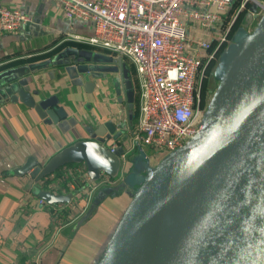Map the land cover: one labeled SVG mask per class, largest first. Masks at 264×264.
<instances>
[{
	"label": "water",
	"instance_id": "95a60500",
	"mask_svg": "<svg viewBox=\"0 0 264 264\" xmlns=\"http://www.w3.org/2000/svg\"><path fill=\"white\" fill-rule=\"evenodd\" d=\"M260 6L261 0H253L244 25L237 27L232 40L222 50L208 78L209 92L200 130L182 147L158 152L137 143L132 154L123 160V150H111L102 136L83 138L60 147L43 164L30 156L14 169L15 174L30 173L38 183L67 164L82 163L92 181H98L102 172L115 180L98 186L87 209L70 223L72 235L60 256L74 234L85 225L90 227V221L105 215L104 210L119 207L89 264H129L137 241L162 197L218 147L246 110L259 100L214 183L203 196L192 223L163 264H264V14L253 29L248 28ZM66 50L67 56L61 59L63 54H60L50 62L64 64L75 84H83L81 75L98 78L112 70L122 73L132 120L134 84L121 58L112 66L108 63L111 58L100 52L83 48ZM34 69L32 64L2 70L0 103L7 99L21 102L33 108L45 123L64 128L69 114L60 105L58 95L40 98L39 91L30 88L27 75ZM84 84L90 92L95 88L92 80ZM117 92L122 102L121 90L118 88ZM37 193L49 204L67 203L71 198V193L53 194L43 189Z\"/></svg>",
	"mask_w": 264,
	"mask_h": 264
},
{
	"label": "crops",
	"instance_id": "0c3cea01",
	"mask_svg": "<svg viewBox=\"0 0 264 264\" xmlns=\"http://www.w3.org/2000/svg\"><path fill=\"white\" fill-rule=\"evenodd\" d=\"M0 5L17 6L33 18L19 32L0 34V72L33 64L35 69L27 75L30 88L38 90L40 98L58 95L60 105L69 114L67 124L61 128L45 123L33 108L21 102L13 103L7 99L0 103V264H89L106 234L105 229L109 228L105 224L99 226L106 216L100 214L90 221V227L85 225L74 234L60 256L72 235V225L57 231L51 214L39 203L37 191L40 188L35 177L30 173L15 174L14 169L21 167L30 156L43 164L60 147L79 139L99 136L109 147L116 145L115 150H123L127 160L134 151L129 143L139 119L140 88L135 66L127 58L79 41L78 37L93 35V25L80 20H67L58 0H0ZM217 27L206 31L194 22L189 25L191 35L208 39ZM70 48L100 52L111 58L108 63L112 66H116V60L121 58L129 68L135 100L138 98L137 106L133 104L132 120L129 118L121 72H104L98 78L91 74L81 75L83 84H75L64 64L50 62L60 54H63V59L68 54L66 49ZM211 69L205 82L206 94L209 92ZM88 80L95 83L92 92L85 88L84 83ZM118 88L122 102L119 101ZM136 107L138 116L134 122ZM85 227H88L86 232Z\"/></svg>",
	"mask_w": 264,
	"mask_h": 264
},
{
	"label": "built area",
	"instance_id": "2783aa9c",
	"mask_svg": "<svg viewBox=\"0 0 264 264\" xmlns=\"http://www.w3.org/2000/svg\"><path fill=\"white\" fill-rule=\"evenodd\" d=\"M67 20L93 25L89 38L78 37L113 55L127 58L139 81V119L130 148L137 143L158 152L182 147L200 130L207 96L205 81L253 0H58ZM261 8L263 6L261 2ZM261 10L253 13L254 18ZM253 18V20H254ZM17 6L0 5V34L19 32L32 22ZM189 22L206 31L208 39L191 35ZM251 24L249 28L251 29ZM116 149V145L110 147ZM126 160V153L121 154ZM102 172L92 181L84 164L72 163L38 181L53 194L71 193L70 201L39 203L51 214L57 231L76 220L103 183Z\"/></svg>",
	"mask_w": 264,
	"mask_h": 264
},
{
	"label": "bare ground",
	"instance_id": "6f19581e",
	"mask_svg": "<svg viewBox=\"0 0 264 264\" xmlns=\"http://www.w3.org/2000/svg\"><path fill=\"white\" fill-rule=\"evenodd\" d=\"M258 105L259 100L246 110L218 147L162 197L137 241L129 264H163L167 260L172 248L192 223L203 196L214 183L226 157Z\"/></svg>",
	"mask_w": 264,
	"mask_h": 264
},
{
	"label": "rangeland",
	"instance_id": "374dc122",
	"mask_svg": "<svg viewBox=\"0 0 264 264\" xmlns=\"http://www.w3.org/2000/svg\"><path fill=\"white\" fill-rule=\"evenodd\" d=\"M261 2H262V4H263V6H264V0H261ZM258 9H260L261 11L259 12V14L258 15H256V17L254 18V20L252 21V24H251V29H253L255 26H256V24H257V22L260 20V18L262 17V15L264 14V8L262 7H259ZM245 21H246V14H245V16L242 18H240V20H239V23L240 24H243V23H245ZM239 24V25H240ZM237 29V27L235 28V30ZM234 30V31H235ZM227 46V45H226ZM226 46L224 47V49L226 48ZM221 55V53L219 54V56ZM219 56H218V58L216 59V61L214 62L215 64L217 63V61H218V59H219ZM214 64V65H215ZM212 72L214 71L213 70V67H212ZM119 209V207H117V208H112V210H110V211H105L104 210V213H105V215H106V219L105 220H103L101 223H100V225L99 226H102V225H109V223L112 221V219L115 217L116 218V213L115 212H117V210ZM108 219H110V221L108 220ZM106 222H108V223H106ZM95 223V222H94ZM97 224V223H96ZM102 228L103 227H101V228H99V231H101L102 230ZM96 235H98V236H100V234H98V233H96Z\"/></svg>",
	"mask_w": 264,
	"mask_h": 264
},
{
	"label": "trees",
	"instance_id": "16d2710c",
	"mask_svg": "<svg viewBox=\"0 0 264 264\" xmlns=\"http://www.w3.org/2000/svg\"><path fill=\"white\" fill-rule=\"evenodd\" d=\"M132 67H133V65H132ZM133 70L135 72L134 67H133ZM137 103H138V98L136 97V100H135V103H134L135 106H137ZM137 116H138V107L134 108V122L136 121ZM69 165H71V164H67L66 166H69ZM63 167H65V166H63ZM63 167L59 168L58 171L61 170Z\"/></svg>",
	"mask_w": 264,
	"mask_h": 264
},
{
	"label": "flooded vegetation",
	"instance_id": "af4514ba",
	"mask_svg": "<svg viewBox=\"0 0 264 264\" xmlns=\"http://www.w3.org/2000/svg\"><path fill=\"white\" fill-rule=\"evenodd\" d=\"M206 82V81H205ZM205 88H206V83H205Z\"/></svg>",
	"mask_w": 264,
	"mask_h": 264
}]
</instances>
